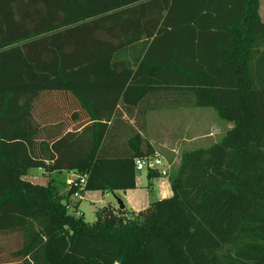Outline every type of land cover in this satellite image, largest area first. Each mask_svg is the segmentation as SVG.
Here are the masks:
<instances>
[{
    "label": "trees",
    "instance_id": "1",
    "mask_svg": "<svg viewBox=\"0 0 264 264\" xmlns=\"http://www.w3.org/2000/svg\"><path fill=\"white\" fill-rule=\"evenodd\" d=\"M263 32L261 0H0V242L10 261L264 264V87L251 70ZM53 92L72 94V118L85 111L93 123L68 142L85 154L47 147L36 157L38 129L6 139L12 100ZM91 93L119 94L105 125ZM183 107H211L233 127L185 150L172 196L144 209L107 204L88 222L74 188L25 179L36 167L86 173L85 192L136 188V158L154 154L148 113Z\"/></svg>",
    "mask_w": 264,
    "mask_h": 264
},
{
    "label": "rangeland",
    "instance_id": "2",
    "mask_svg": "<svg viewBox=\"0 0 264 264\" xmlns=\"http://www.w3.org/2000/svg\"><path fill=\"white\" fill-rule=\"evenodd\" d=\"M261 15L264 21V0H261ZM262 42H264V32L259 36L258 43L255 46V49L258 50L264 48V43L262 44ZM251 70L252 77L254 78L256 83L259 86L264 87V54L262 55L260 52L253 53V56L251 58ZM87 98L92 102L101 120H107L110 117L109 108L116 105L119 99V94L91 93L87 94ZM76 110H80L79 101L70 93L53 92L47 94L19 95L12 100L9 111L2 121V128L7 140H12L13 137H17V139H25V137L21 135L17 126L19 127V129L21 128L22 130L28 132H32L38 129V135H41L33 139V146H31L33 149H35L36 154L34 153V151L32 154L35 156L37 155L36 157L42 156L44 153L41 152V148H45L46 150H48L47 147L52 149L54 154L57 155L64 154L78 156L81 154H85L88 151V148L72 150L68 148V142L69 140H72L74 136L79 134L76 128L80 123H85L84 127L86 128V130L91 128L93 123L87 122L89 120V116L85 111H82L81 121L73 119L72 113ZM205 110H207V112H210L208 117L205 116L207 120L204 121V129L208 135L199 136L197 140H195L190 146L187 147L188 149H194L200 147L206 148L219 141L227 132L225 129L229 126V124H232L233 126V123L222 119L218 115V113L211 107H183L178 109L155 111L151 114L156 113L166 114V116H172L174 117V119L172 117L170 119V121H173L172 124L174 123V121H176L179 122L182 127H185L192 118H198V115H200L202 112H205ZM101 124L105 125L103 122H101ZM209 133L212 134L210 135ZM55 136H59L61 141L56 145H52L53 140L51 139ZM43 138H45V144L40 145V142H42ZM73 174L74 173H71L67 170L46 172L42 168L34 167L30 169L29 174L25 177V179H28L33 183L43 185H47L53 180L55 181V184L58 186L60 191L63 194H67L69 191L68 180L74 177ZM147 174L148 170L137 171V177L143 178V181H147L146 186L149 185ZM164 178L167 179L168 177L164 176ZM97 193H99L100 197L94 198L95 200L102 197L101 190L97 191ZM78 198L79 197H72V199ZM111 198L113 199L114 203L119 206L118 198H115L114 196ZM120 199L123 201L122 198ZM150 199L153 202L160 198H158L156 192L150 191ZM105 204L107 205L108 203L105 202ZM103 205L104 204H100L98 202L96 204L91 203L86 198H83L81 210L84 211V219L88 222L95 221L96 211ZM70 211L76 212L72 208H70ZM12 249L13 248L7 246L4 242H0V264H15L14 261H10L11 258L9 257V250Z\"/></svg>",
    "mask_w": 264,
    "mask_h": 264
},
{
    "label": "crops",
    "instance_id": "3",
    "mask_svg": "<svg viewBox=\"0 0 264 264\" xmlns=\"http://www.w3.org/2000/svg\"><path fill=\"white\" fill-rule=\"evenodd\" d=\"M155 111L149 112L147 116V139L154 147V154L162 156L164 158V162L170 163L172 165V169H174L178 166L182 153L185 150H190L187 147L190 146L195 140H197L199 136L208 135L204 129V121L207 120L205 116L208 117L210 112H207V110H205V112H202L200 115H198V118H192L185 127H182V125L176 121H174V123L172 124L173 121H170L172 116H166V114L156 113L151 114ZM126 118L129 119L128 117ZM172 118L174 119V117ZM107 120H101V122L106 124ZM129 121L130 123L134 124L135 117H131ZM231 127H233L232 124H229V126L225 130L228 131ZM79 131L81 132V130ZM209 134L211 135L212 133ZM91 136L92 134H90V132L87 134V136H85L86 139H89L88 143L90 142ZM70 172L75 173V171ZM167 177V179L164 178V176H159L152 179L148 178V186H146V180L143 181V178L137 177L136 188L128 190L106 191V193L102 191V195L100 194L102 197L100 199H96L97 201L94 198L100 197L99 193H97V191L100 190H91L86 191L83 195V198H86L88 201L94 204L98 202L100 204L106 205L105 202H107L108 204H112L116 208H119V206H117L111 198L114 196L115 198H122L123 202L126 205V208H128L129 210L139 211L146 208L152 202L150 199V191L156 192V195L160 199L167 198L166 196H172L173 192L171 188L170 178L169 176ZM53 182L55 183V181ZM72 197L71 200L78 204V210L84 214V211L81 210L83 198L72 199Z\"/></svg>",
    "mask_w": 264,
    "mask_h": 264
},
{
    "label": "built area",
    "instance_id": "4",
    "mask_svg": "<svg viewBox=\"0 0 264 264\" xmlns=\"http://www.w3.org/2000/svg\"><path fill=\"white\" fill-rule=\"evenodd\" d=\"M135 166L136 171L154 170L158 171L161 176H170L172 170V165L170 163H165L164 158L158 154L136 158ZM73 176L74 177L69 179L68 182L69 187L75 189V192L72 196L82 198L85 193L87 174L75 172ZM73 203L75 204L76 202ZM70 208L73 209L72 204L70 205ZM76 213L80 214L81 212L78 210Z\"/></svg>",
    "mask_w": 264,
    "mask_h": 264
},
{
    "label": "water",
    "instance_id": "5",
    "mask_svg": "<svg viewBox=\"0 0 264 264\" xmlns=\"http://www.w3.org/2000/svg\"><path fill=\"white\" fill-rule=\"evenodd\" d=\"M118 204H119V207L121 209H124L126 207V205L124 204V202L120 198H118ZM116 264H119V263L116 262Z\"/></svg>",
    "mask_w": 264,
    "mask_h": 264
}]
</instances>
